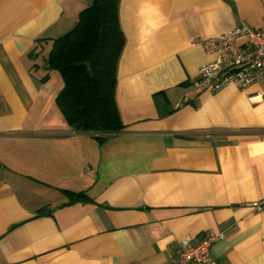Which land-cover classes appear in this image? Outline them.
<instances>
[{"label": "crops", "instance_id": "1", "mask_svg": "<svg viewBox=\"0 0 264 264\" xmlns=\"http://www.w3.org/2000/svg\"><path fill=\"white\" fill-rule=\"evenodd\" d=\"M92 1L0 0V264H178L214 228L217 264H264V81L190 84L215 58L190 41L262 27L260 0H120L125 126L105 133L70 126L45 66Z\"/></svg>", "mask_w": 264, "mask_h": 264}, {"label": "trees", "instance_id": "2", "mask_svg": "<svg viewBox=\"0 0 264 264\" xmlns=\"http://www.w3.org/2000/svg\"><path fill=\"white\" fill-rule=\"evenodd\" d=\"M119 1L93 0L80 10L73 28L53 40L46 58V69L57 70L63 79L55 102L77 130L105 133L125 126L114 99L125 41L118 21ZM104 137L95 136L99 142ZM66 194L70 203L90 200L84 192Z\"/></svg>", "mask_w": 264, "mask_h": 264}, {"label": "built area", "instance_id": "3", "mask_svg": "<svg viewBox=\"0 0 264 264\" xmlns=\"http://www.w3.org/2000/svg\"><path fill=\"white\" fill-rule=\"evenodd\" d=\"M260 3L264 12V0ZM239 39L243 41L238 43ZM190 43L201 45L215 57L199 66L197 76L190 82L194 89L215 92L233 84L246 89L264 81V24L255 29L243 22L215 36L193 38ZM246 206L260 210L262 201L246 203ZM224 237V231L214 228L195 241L191 237L181 238L175 261L178 264H217L211 257L210 246Z\"/></svg>", "mask_w": 264, "mask_h": 264}]
</instances>
